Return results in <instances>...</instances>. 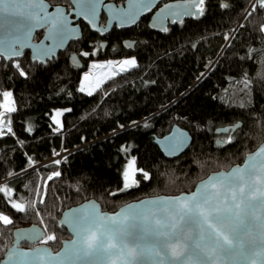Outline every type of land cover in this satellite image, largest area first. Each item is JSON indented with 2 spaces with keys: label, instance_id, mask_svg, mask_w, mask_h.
Wrapping results in <instances>:
<instances>
[{
  "label": "trees",
  "instance_id": "1",
  "mask_svg": "<svg viewBox=\"0 0 264 264\" xmlns=\"http://www.w3.org/2000/svg\"><path fill=\"white\" fill-rule=\"evenodd\" d=\"M49 1L71 6L70 0ZM256 2L205 0L203 15L167 31L150 29L145 18L120 31L137 39L135 51L110 55L100 49L97 60L134 56L137 66L108 78L92 95L79 90L88 62L75 68L69 60L72 51L84 50L95 37L83 22V38L53 61L32 62L26 51L18 61L27 77L12 66L15 61L0 59V93L11 91L17 108L10 113L15 135L0 138V186L11 188V199L26 206L18 212L0 193V212L13 221L0 222V260L17 228L41 226L44 239L56 236L46 245L57 251L70 238L58 224L66 209L95 199L104 211L115 212L144 197L190 192L211 173L242 163L264 142V33L259 31L264 9L257 5L248 15ZM42 36L38 32L35 40ZM66 105L70 111L57 131L50 114ZM239 122L236 132L215 133ZM176 124L190 132L193 143L184 155L168 160L153 135L162 137ZM130 156L152 178L138 174L139 187L120 191ZM56 171L61 176L48 180ZM45 186L48 195L39 203L37 192Z\"/></svg>",
  "mask_w": 264,
  "mask_h": 264
},
{
  "label": "snow or ice",
  "instance_id": "2",
  "mask_svg": "<svg viewBox=\"0 0 264 264\" xmlns=\"http://www.w3.org/2000/svg\"><path fill=\"white\" fill-rule=\"evenodd\" d=\"M103 0H82L80 15L88 20V23L95 27V19ZM257 5L264 9V0H257L252 5L249 16L256 11ZM153 0H129L126 10L114 13L113 19L119 20L121 25L125 22L134 23L140 14L152 10ZM227 8L228 4H223ZM43 0H0V16L5 19L20 17L21 21L15 29L0 39V59L13 61L14 58L23 55L24 38L30 36L35 28H43L51 23L48 29L50 40L62 46L69 39L74 29L68 27L66 19L57 20L45 16L41 18L39 12L44 11ZM168 10L172 16L181 15H203L205 11V0H185L182 5H165L161 13ZM183 9V11L174 10ZM39 10V11H33ZM165 19L167 16L164 17ZM167 31L168 29H163ZM97 31L100 29L97 28ZM259 31L264 33V24H261ZM20 45V48H17ZM50 51V50H49ZM45 55L48 53L45 52ZM95 55L83 52L82 56ZM39 55L37 56V59ZM120 71H126L130 67H136L137 61L134 58L117 62ZM108 65L93 64V68L111 67ZM18 74L27 77L28 73L18 60L12 65ZM116 73H113L115 75ZM84 83L80 87L81 92L87 91L88 95L93 94L90 84L91 76H84ZM96 87H99V82ZM3 103L0 104V138L5 134L15 135L11 127L12 121L9 118L5 121V114L15 113L17 108L11 91L0 93ZM70 111V110H69ZM63 112L56 111L52 117L56 125L62 126L60 117ZM6 128V132H5ZM59 128H57V131ZM31 131V129H29ZM232 143L231 138L227 141ZM182 144H173L170 151H178ZM127 151V149H122ZM59 155V153H56ZM56 165L60 160L54 161ZM137 174L144 180L152 177L142 168L137 167L135 157L128 159L122 171L123 186L120 191L130 190L139 187ZM12 175L11 172L8 173ZM61 176L59 171L48 177ZM78 190V189H77ZM0 193L7 197V204L18 212H24L26 206L11 199L12 189L7 185L0 186ZM40 196L39 203H44L47 197V188ZM116 193H112L115 195ZM36 203L32 202L35 208ZM38 214V213H37ZM0 222L3 225H11L13 221L8 215L0 212ZM77 239L72 241V254L68 258L76 259L95 258L106 260L109 264H143L144 261H158V264H220L221 261L235 259L250 255L260 257L264 254V147H260L254 155L248 157V163L243 167L237 166L227 174H216L198 185L197 190L189 195L169 197L162 200L148 201L139 209L129 206L113 216L101 214L95 204L88 208L81 209L71 215L70 221ZM131 222V223H130ZM129 226L139 227L133 239L134 244L125 242L127 236L133 234L128 231ZM256 229L258 234H253ZM42 243L54 241V234L48 235L46 239L35 237ZM140 241H148L142 244ZM24 264L28 259L27 253L15 254L8 257ZM31 260L40 264L61 260L60 256H53L47 248L36 249ZM3 264V262H0ZM255 264V260H253Z\"/></svg>",
  "mask_w": 264,
  "mask_h": 264
},
{
  "label": "water",
  "instance_id": "3",
  "mask_svg": "<svg viewBox=\"0 0 264 264\" xmlns=\"http://www.w3.org/2000/svg\"><path fill=\"white\" fill-rule=\"evenodd\" d=\"M24 2L25 0H21V3ZM43 2L45 5V9L44 11L39 12L41 18L48 16L50 18H55L57 20L66 19L69 22L68 27L70 29H74V32L70 35L69 39H67L62 46H57V42H54L53 40H50L48 38L49 36L48 29L51 27V23H47L43 28H35L32 30L30 36L24 38V47L20 49L23 55L14 58L13 61L23 59L26 51L30 52V57L32 62H37L39 64H46L48 61H53L55 58L58 57L60 52H65L72 42H78L83 38V31L80 22L86 24L93 33H99L101 36H105L111 31V29L114 26H117V28L119 29L130 28L135 26L143 17H146L148 15H152L149 21V27L150 29L155 31H164L163 29L165 28L168 29L171 25H174L176 22H181L184 19L199 18L201 16L195 13L193 15H181L179 17L172 16L168 14L167 9H165L164 13H161V9L165 8L166 4L182 5L185 3V0H153V6L151 11L140 14L134 23L125 22L123 25H121L119 20L113 19V15L117 11L126 10L129 0H126L124 4H119V5L110 0H103V3L100 5L99 12L97 13L95 19V27H93L88 23L87 19H85L83 16L80 15L82 0H70L71 2L70 8L64 5H53L50 3L49 0H43ZM162 3L164 4L158 7ZM174 10H179L181 12L183 11V9H174ZM33 11H39V10H33ZM103 14H105L107 17L106 23L104 25H102ZM165 16H167L166 19L164 18ZM20 21H21L20 17L5 19L3 16H0V39H4L9 34V31L11 29H15L18 26ZM97 28L100 29V31H97ZM38 32H43V36L40 40H35V36ZM129 42H130L129 40H125V44ZM101 47L102 49H105L106 43H102ZM125 47L128 48L129 46L125 45ZM17 48H20V45H17ZM45 52H47L48 54L45 55L44 54ZM38 55L39 58L37 59ZM4 60L7 62H12L6 59ZM69 60H70V64L75 68H82L84 66L83 60L75 52L71 53ZM241 126L242 123L239 122L235 125L220 127L215 131V133L217 135L229 134L231 131L236 132L238 129L241 128ZM153 142L157 145L160 152L163 154V156L166 159L174 160V159H178L187 152V150L193 143V137L188 130L176 124L172 127L170 132H168L162 137L153 135ZM177 143L182 144V147H180L178 151L175 152L170 151L171 146ZM217 144L218 146H222L223 141L219 140ZM260 147H264V142L261 143V145H259V147L256 148L254 151L247 153L242 163L233 165L228 170H220L211 173L205 179L199 181L194 187V189L190 192H183L179 195H174V196L158 195V196L144 197L142 199L122 205L115 212L104 211L101 204L95 199L87 200L77 206H73L71 208L66 209L63 212L58 224L60 228L64 227L67 229L70 238L64 240L62 243V247L57 251H54L50 246L41 243V240L35 239V237L37 236L43 239L45 238L46 234L41 226L34 224L22 228H17L14 231L13 245L6 251L5 255L2 257L0 262H3V264H19V261L15 259V257L13 258V260H9L8 257L13 254H15V256H19L20 253H27L28 259L24 261V264H36V262L31 260V256L33 252L36 249L47 248L53 256L61 257V260L53 261L51 262V264H109V262L106 260H97L95 258H84V259H76L75 257L71 259L68 258L72 254V249H73L72 241L77 239L75 232L73 230V226L71 225V223L68 222L71 219L72 213L78 212L79 210L85 208H88L90 210V205L95 204L101 214H105L107 216H113L117 213H120L121 210L123 209H128L129 206H133V208L139 209L144 203L148 201H156V200L166 199L169 197L189 195L195 192L197 190L198 185H200L202 181L207 180L210 176L216 174H222V173L223 174L230 173L232 169L236 168L237 166L243 168L248 163V157L254 155L257 151H259ZM120 194L121 192L116 193L114 196H118ZM128 231L131 232L133 235L127 236L125 238V242L128 244L136 243L137 241H135L133 237L135 233L139 231V227L129 226ZM253 234L254 235L258 234L256 229H253ZM24 243L31 245V247L23 246ZM140 243L147 244L149 242L140 241ZM253 260H255V264H264V254H262L260 257H251L250 255H246L244 257H238L235 259L225 258V260L221 261L220 264H253ZM40 264H48V262H40ZM137 264H140V262H137ZM143 264H158V261L147 260L144 261ZM165 264H167V262H165Z\"/></svg>",
  "mask_w": 264,
  "mask_h": 264
},
{
  "label": "flooded vegetation",
  "instance_id": "4",
  "mask_svg": "<svg viewBox=\"0 0 264 264\" xmlns=\"http://www.w3.org/2000/svg\"><path fill=\"white\" fill-rule=\"evenodd\" d=\"M110 1L115 2L114 0H110ZM125 1L126 0H123L121 3H117V4L118 5L119 4H124ZM163 4L164 3L160 4L158 7H160ZM151 16L152 15H148V16L142 18V19H144V18L147 19L148 26H149V21H150ZM106 20H107V17H106L105 14H103L102 15V25H104L106 23ZM141 20L135 26H137L141 22ZM135 26H133V27H135ZM133 27H130V28H133ZM130 28L119 29V28H117V26H114L111 29V31L105 36H101L99 33H93L89 29V31L94 34V36H95L94 39H92V41H90V42H88L86 44V47L84 48V50H82V51H72L71 53H74V52L77 53L81 57L83 62H85V61L89 62L90 60H93V59L97 60V56H99V54H100V49H102V47H101L102 43H106V48L102 49V51H104V52H106L107 54H110V55H117V54H119L121 52L122 53H124V52H133L136 49L137 39L131 38L129 36H121L122 32H120V31H124V30L130 29ZM82 31H83V29H82ZM83 36H84V33H83ZM125 40H129L130 42L125 44ZM124 44L128 45L129 47L126 48ZM131 44H133V45H131ZM94 51H95V55H91L90 54L87 57L81 55V53H83V52L92 53ZM71 53H70V55H71ZM129 57H134V56H129Z\"/></svg>",
  "mask_w": 264,
  "mask_h": 264
},
{
  "label": "rangeland",
  "instance_id": "5",
  "mask_svg": "<svg viewBox=\"0 0 264 264\" xmlns=\"http://www.w3.org/2000/svg\"><path fill=\"white\" fill-rule=\"evenodd\" d=\"M130 58H134L135 59V57H126V58H107V59H99V60H95V59H93V60H90L89 62H88V68H87V70L86 71H84V73H83V75H82V81H81V86H82V84L84 83V76L86 75V74H90V76H91V80H90V84H91V86H92V88H93V92L96 90V89H98L108 78H110V77H114V76H116L117 74H119L121 71L119 70L120 69V65H119V63H117V62H121V61H123V60H125V59H130ZM136 60V59H135ZM109 62H113V64H112V66L111 67H104V68H93L92 67V65L93 64H102V65H108V63ZM130 68H132V67H130ZM129 68V69H130ZM113 73H116L115 75H113ZM99 82V87L97 88L96 87V85H97V83ZM80 86V87H81ZM85 93H87V91H85ZM70 110V106H57V107H54L53 109H52V112H51V114H50V117H51V120H52V123H53V125H54V129L55 130H57V128H59V130L63 127V116H64V114L65 113H67L68 111ZM0 111H3V109H1ZM56 111H61V112H63V115L60 117V120H61V122H62V126H58V125H56L55 124V122L53 121V119H52V117L55 115V113H56ZM11 119V117H10V113H8V114H5V121H7L8 119ZM132 157H134V156H130V157H128V159H130V158H132ZM127 159V160H128ZM126 163V162H125ZM124 166H125V164H124ZM123 169H124V167H123ZM137 180H139L138 179V174H137ZM17 202V201H16ZM18 203H22V202H18ZM22 204H24V203H22Z\"/></svg>",
  "mask_w": 264,
  "mask_h": 264
},
{
  "label": "clouds",
  "instance_id": "6",
  "mask_svg": "<svg viewBox=\"0 0 264 264\" xmlns=\"http://www.w3.org/2000/svg\"><path fill=\"white\" fill-rule=\"evenodd\" d=\"M61 155L63 156V154H61ZM61 155H60V156H61ZM60 156H59V157H60Z\"/></svg>",
  "mask_w": 264,
  "mask_h": 264
},
{
  "label": "built area",
  "instance_id": "7",
  "mask_svg": "<svg viewBox=\"0 0 264 264\" xmlns=\"http://www.w3.org/2000/svg\"><path fill=\"white\" fill-rule=\"evenodd\" d=\"M254 1H256V0H254ZM61 156H62V155H61ZM61 156H60V157H61Z\"/></svg>",
  "mask_w": 264,
  "mask_h": 264
}]
</instances>
